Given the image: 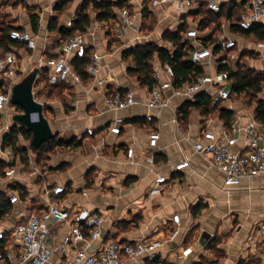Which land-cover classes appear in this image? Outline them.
<instances>
[{"label":"crops","instance_id":"obj_1","mask_svg":"<svg viewBox=\"0 0 264 264\" xmlns=\"http://www.w3.org/2000/svg\"><path fill=\"white\" fill-rule=\"evenodd\" d=\"M59 1L0 0V39L9 30L20 28L33 34L36 41L33 49L17 42L6 50L0 45V54L15 52L18 76L15 83L38 68L33 93L43 104L44 113L49 115L54 135L66 143H81L57 146L46 161L38 163L35 149L26 146L23 142L26 138L19 135L17 147H25L27 153L24 163L11 147L1 145L12 124L10 117L19 108L15 110L8 104L6 112L0 111V162L5 164L0 175V192L5 193L9 204L8 212L0 216V225H14L30 212L43 209L49 201H56L74 210L102 214L101 237L89 244H80L91 253L108 240L131 243L159 239L163 243L157 249V260L145 264H264V232L258 230L259 220L264 216V176L244 178L238 186L224 189L223 173L213 166L208 156L196 153L193 148L202 131L217 129L223 121L216 114H203L194 107L189 108L184 120L180 119V108L187 101L185 96H171L167 107L149 110L145 104L149 89L127 72L132 62L122 58L125 48L146 42L172 50V44L164 41L162 35L185 23L183 39L193 46L192 50L202 47L211 52L201 64L204 74L217 73L219 63H224L232 72H249L250 77L260 82L261 93L264 39L240 31L234 25L237 22L233 24L226 16L220 18L216 30L213 24L200 28L203 10H208L205 6L202 12L200 7L180 15L172 4L151 6L150 0L146 6L155 18L153 28L144 29L145 0H123L121 7L140 13V27L128 28L123 37H118L115 30L121 7L113 8L114 18L100 21L95 19L91 0H69L58 9ZM218 1L222 10H226L232 3L243 0ZM83 2H89L90 16L89 25L81 33L85 51L101 56L97 78L103 79L105 86H98L88 77L81 84L65 83L60 92L62 96L49 97L45 92L49 87L47 71L39 66L38 59L53 55L63 42L59 29H48L49 22L56 18L58 27H71L72 22L71 25L67 22L75 19ZM31 13L37 18L36 29L31 25ZM178 19L180 23L176 24ZM258 25L264 27V24ZM222 37L234 41L233 46L218 45ZM154 62L160 63L156 57ZM227 84L230 97L217 104L231 110L232 118L238 119L240 125L252 118L258 120L256 102L260 93L251 97L245 91L232 92V80ZM128 90L134 93V105L120 110L106 105L108 94ZM197 94L211 99L209 91ZM149 113L152 121L145 119ZM116 117L124 119L118 133L111 131ZM87 128L93 133H86ZM151 132L159 134L154 141L150 139ZM185 160L188 165L177 168ZM8 168L15 169L10 177L5 176ZM161 175L166 180L157 184L155 180ZM12 193L19 197L13 204L8 201ZM174 214L179 215L178 223L172 221ZM52 226L48 243L56 245L61 242L66 227ZM201 235H205V244L199 241ZM59 257L60 253L54 256Z\"/></svg>","mask_w":264,"mask_h":264},{"label":"built area","instance_id":"obj_2","mask_svg":"<svg viewBox=\"0 0 264 264\" xmlns=\"http://www.w3.org/2000/svg\"><path fill=\"white\" fill-rule=\"evenodd\" d=\"M26 2L27 0H19ZM118 1V0H97ZM243 10L239 14L236 23L240 30H249L254 24H264V0H243ZM159 4H172L180 15L205 6L208 10L218 11V0H150L151 6ZM118 22L116 35L123 37L128 28L139 29L138 20L140 13L132 12L127 6L118 9ZM72 19L67 25H71ZM180 20H176L179 24ZM9 38L24 44L26 49H33L36 45L35 36L26 30L13 28L9 31ZM189 34H193L190 31ZM223 48L233 46L234 41L220 38L217 42ZM85 41L83 34L75 33L62 42L54 54L48 57H39V66L47 71L46 83L48 85L78 83L81 84L80 75L74 70L71 57L84 56ZM207 48L192 50L191 62L201 65L203 58L210 55ZM16 54L8 51L0 54V111L6 112L10 104L11 89L18 79L16 74ZM101 56L97 52L89 55V63L85 71L92 77L98 86L104 87V80L97 78L100 72ZM152 78L154 86L149 89V98L146 107L149 110L162 109L168 106L171 96H185L187 100H193L197 93L211 92V102L218 103L228 100L230 88L228 72L220 70L217 73L197 74L191 82L175 83L172 67L167 63L152 64ZM260 99L264 101V90L260 93ZM136 103L134 93L114 91L106 97V105L110 109L120 110ZM13 106V105H12ZM15 110L17 109L16 106ZM19 111V109H17ZM15 111V112H17ZM152 114H146L145 119L152 121ZM124 119L116 117L115 126L111 131L118 133L120 124ZM86 133L92 134L93 130L87 128ZM157 132L150 133V139L156 140ZM194 151L208 156L213 166L224 175V189L238 186L242 179L255 176H264V127L261 122L252 118L245 124H238V119H233L230 126L224 125L215 129H207L201 132L193 144ZM185 160L177 166H187ZM15 172L14 168L5 170V176L10 177ZM164 175L156 178V183L165 182ZM47 193V190L45 191ZM17 193L8 196L10 203L18 202ZM172 221L178 223L179 215L174 214ZM103 216L93 210H74L49 201L43 209L30 212L23 220L11 226L0 225V264H131L154 263L157 260V249L163 241L159 239H139L131 243H120L116 240L103 242L99 250L88 252L81 243L89 244L101 237ZM65 225L66 232L61 242L50 245L48 239L52 236V225ZM258 230L264 232V216L259 220ZM172 238V236H170ZM56 253L61 257L55 259Z\"/></svg>","mask_w":264,"mask_h":264},{"label":"trees","instance_id":"obj_3","mask_svg":"<svg viewBox=\"0 0 264 264\" xmlns=\"http://www.w3.org/2000/svg\"><path fill=\"white\" fill-rule=\"evenodd\" d=\"M69 0H60L58 2V9L65 6ZM148 0H145L144 7L142 9L143 18L146 20L144 22V29L151 30L149 27L150 21L154 19L151 15L150 11L147 9L146 3ZM91 5L93 9L96 11V20H109L115 17L113 8L121 7L124 3L123 0L118 1H97L91 0ZM89 2H83L77 12L76 17L72 21V25L69 28L58 27L57 19L52 18L49 22L48 29L56 30L59 29L61 34V39L66 41L75 33H83L86 30V27L90 23V16L87 12ZM202 12V7L201 9ZM243 10V1L241 3H232L227 7L226 10H222L221 6L218 11L212 10H203L204 20L200 24V28L206 27L209 24H213L214 30L218 29L219 20L221 17H229L231 21L236 23L239 18L240 12ZM31 25L33 29L37 27V18L31 13ZM236 25V24H234ZM233 25V26H234ZM185 23L178 25V27L174 31H165L162 35V39L172 44V50H168L157 45L155 42H146L135 44L128 48H125L122 52V58L124 60H130L132 62V66L128 67L127 72L137 78L139 83L142 86L151 89L154 86V80L152 78V64L153 60L156 57L160 63L169 64L174 72L175 83L180 84L182 82H191L195 75L203 73L202 66L191 62L190 53L193 49V46L186 40L183 39V33L186 30ZM237 27V25H236ZM258 24H254L249 30H240L246 34L253 33L256 38L264 39V27ZM20 29V28H17ZM21 30V29H20ZM10 31V30H9ZM8 31V33H9ZM3 34L0 39V45L4 47V49H8L9 45L13 44L14 41L9 38V34ZM18 43V42H17ZM6 53V51H5ZM89 50L86 49L84 56H74L71 59L72 66L74 70L80 75L82 80H85L89 77L86 73L85 68L89 63ZM218 70H225L228 72V80H232V88L233 92H243L249 94L251 97H255L256 93H260L261 86L259 81H255V78L250 77L249 72L247 71H238L232 72L229 69V66L224 63H219ZM48 96L61 95V91L58 90L55 95L51 92L56 89H63L66 86L61 84L56 85H48ZM256 117L263 124L264 127V101L261 99H257L256 102ZM194 107L200 110L203 114H212L217 115L222 121L223 125L229 127L233 118V112L225 107L218 105L217 103H212L211 99L204 94H196L193 100H187L180 108V119L184 120L189 112V108ZM49 108H46L48 110ZM23 135L26 139L31 140V133L23 128L19 127L16 124H13L10 127L9 132L4 136L2 141V147H11L16 154L20 155L22 162H27V153L25 147H17L18 136ZM81 142H69L66 143L61 139L57 138V135H54L53 138L50 139L49 142L42 143L37 149L34 150L36 153V160L38 163L44 162L48 159V154L57 146H70L75 145L78 146ZM5 164L0 162V175H3ZM23 195V194H22ZM9 210V204L7 202V198L5 193L0 192V216L7 213Z\"/></svg>","mask_w":264,"mask_h":264},{"label":"water","instance_id":"obj_4","mask_svg":"<svg viewBox=\"0 0 264 264\" xmlns=\"http://www.w3.org/2000/svg\"><path fill=\"white\" fill-rule=\"evenodd\" d=\"M38 68H33L11 89L10 104L19 108L11 115L12 124L27 129L32 137L30 146L37 149L42 143L49 142L54 137L49 121L44 115L43 104L34 98L33 86ZM11 124V125H12ZM205 244V235L199 238Z\"/></svg>","mask_w":264,"mask_h":264},{"label":"rangeland","instance_id":"obj_5","mask_svg":"<svg viewBox=\"0 0 264 264\" xmlns=\"http://www.w3.org/2000/svg\"><path fill=\"white\" fill-rule=\"evenodd\" d=\"M155 19V18H154ZM154 19L152 20V22L150 21V25H149V27H151V28H153V26H154ZM58 90H60L61 92L63 91V89L61 90V89H56V90H53L51 93L53 94V95H55V93H57L58 92ZM45 92H46V94L48 95V89H46L45 90ZM36 97L37 98H39L40 96H39V94H37L36 95ZM52 97H54V96H52ZM35 98V97H34ZM36 99V98H35ZM37 100V99H36ZM39 101V100H38ZM44 115L46 116V118L47 119H49V115L47 114V113H44ZM12 122V121H11ZM10 122V123H11ZM13 125V124H12ZM11 125V126H12ZM22 142V141H21ZM23 142L26 144V146H29L30 145V140H28V139H23ZM17 145H18V142H17Z\"/></svg>","mask_w":264,"mask_h":264}]
</instances>
